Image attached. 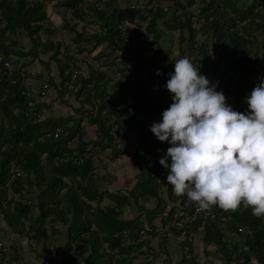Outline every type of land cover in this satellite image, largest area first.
<instances>
[{"label": "trees", "instance_id": "trees-1", "mask_svg": "<svg viewBox=\"0 0 264 264\" xmlns=\"http://www.w3.org/2000/svg\"><path fill=\"white\" fill-rule=\"evenodd\" d=\"M83 1L0 0V55L3 58L16 59L21 63L17 69L10 71V76L8 70L0 65V217L9 228L8 234L22 236L33 233L32 238L41 240L47 237L44 226L47 218L56 215V218L67 224L68 214L71 212V222L68 226L69 242L64 251L65 263L78 264L70 251V246L73 241H80L90 250L85 256L84 264H112L114 252L129 255L135 249H133L134 245L138 246L136 248H139V252H142V246H145L147 251L151 249L149 240L144 242L143 235L140 236L142 215L152 226V219L161 214L163 215L162 225H169L175 219L174 215L179 207L187 209L185 204L188 197L186 194L173 195V186L168 184V198L178 200L181 205H171L168 211H165L168 202L162 199L160 194L161 173L157 166L159 161L155 160L153 153V150H159V147L152 139L158 138L148 127L152 118L149 116L150 111H142L145 110L146 105L140 108L134 102L130 108H133L138 115L149 116V123L134 120L126 110L127 108L121 110L120 106L118 110L112 106V109L102 117L100 114L104 105H98L97 113L93 114L94 116H87L91 123L97 125L99 136L94 141V145H103L105 140L112 141L110 121L113 118L111 117L116 118L121 112L128 113L125 125L129 129H136L140 135V147L132 154L139 172L134 187L127 192V195L107 190L99 192L96 177H94L93 157L87 149V146L93 143L83 140L85 132L81 126L82 117H74L78 119L73 121L64 117L56 119L39 117V112H42L40 108L36 105L28 106V98L22 94L25 87L22 80L26 74L24 69L26 63L22 60L23 57L31 55L35 59L40 53L45 55L51 51L58 63V71L62 79L57 88L60 94H64L63 92L68 89L74 91L82 79L78 69L76 70L79 73L75 79H72V72H66L71 66L62 64L64 60L61 57L58 58L61 56L62 42L42 40L40 37L42 24L48 19L45 3L55 2V7L69 10L72 19L75 20L73 24L82 21V28L89 23H100L102 29L92 36L85 33L82 28L77 31L69 20L64 23L63 26L66 29L74 32L71 40L77 44L79 51H83L87 45L96 47L102 41H106L108 47L112 45V48H127L133 50L134 53L148 50L151 40L155 43L159 42L160 32L156 31V22L159 18L163 19L165 26L178 30L181 35L186 30L189 40L188 49H192L195 46L193 43L196 33L193 18L204 17L205 21L199 30L206 34L213 30V42L218 45L214 49L217 56L214 65L215 68L221 70V80L217 91H223L229 105L231 100L234 102V110L245 112L248 110V104L243 105L240 102L251 92L248 83L250 82L249 77L256 73V62L250 63L251 59L247 58L238 59L226 49L232 46L236 51L252 52L251 45L255 38L252 37L251 30L261 27L264 32V26L258 22V20H264V0H253L245 8L237 5L235 0H209V3L202 6L205 0H149L146 4L125 6H120L115 0H94L88 1L86 11L81 7ZM225 3L230 6L229 10L235 14L234 17H225L224 12L228 8ZM198 5L200 8L196 11ZM91 16L93 21L89 20ZM165 17L169 20L164 19ZM222 17L225 22L220 20ZM146 20L145 30L148 31V28L152 30V36L149 38L148 35L143 41L139 40L143 44V49L133 47L132 39L136 33H132L131 24H137L138 27L139 21ZM243 21L246 24L241 27L240 32L238 23ZM121 25L125 28L123 37L120 32ZM20 31L27 33L31 39L32 47L27 51L18 50L15 39H9L10 35L15 37ZM183 37L181 36V39ZM7 39L9 43H5ZM127 39L128 41L125 42ZM201 48L199 52L206 60L209 52L207 43H203ZM157 58L158 55L153 58V61ZM199 63H204L203 71L206 72L207 67L210 66L209 62L201 60ZM220 65H224L225 70L222 71ZM21 68L22 72H20ZM169 70H171L170 66L164 70L161 68V73ZM169 78L168 76L167 80ZM12 79L16 81L12 82ZM170 104L171 101L167 108ZM151 108L152 106L147 110ZM56 133H58L57 136H55ZM71 142H74L75 147H70ZM165 146L167 142H161L163 151L161 157L167 152ZM121 154L120 151L114 153L112 159H116ZM168 171V169L165 170L166 178ZM64 188L66 191L60 197L59 192ZM9 190L18 195V199L7 200L6 194ZM27 195L33 196L27 200L25 198ZM33 198L36 200L35 204L37 203L38 209L36 217L31 211L34 204ZM103 198L112 200L114 205L102 207L100 202ZM130 198L139 208V213L132 219H124L121 214L123 207L130 204ZM148 198H155L156 205L149 207L139 203L140 199ZM93 202L95 205H92ZM61 204H64L65 210L62 209ZM220 210H223L224 215L229 217L224 230L215 223L197 219L191 225L193 232L203 227L204 241L215 243L226 262L243 259L241 264H250L251 258L254 257L259 264H264V217L253 215L251 207H246L244 210L238 209L232 213L222 207ZM26 220L29 221L30 226L24 223ZM241 226L244 232L239 231ZM170 229L173 230L172 227ZM229 233L242 235L247 250L239 251L237 243H233L232 247L226 244L224 241L229 238ZM127 240L129 244L125 245ZM104 244H107L110 250L107 257L101 255L100 252ZM189 245L192 246L190 243ZM165 256L167 262L171 260L170 256ZM193 260L192 254L187 263L190 264ZM121 261L124 262L125 259ZM174 262L180 264L182 260Z\"/></svg>", "mask_w": 264, "mask_h": 264}, {"label": "clouds", "instance_id": "clouds-1", "mask_svg": "<svg viewBox=\"0 0 264 264\" xmlns=\"http://www.w3.org/2000/svg\"><path fill=\"white\" fill-rule=\"evenodd\" d=\"M168 75L173 102L150 126L170 144L159 161L169 170L168 184L202 210L243 204L264 216V77L245 97L248 110L240 112L189 56L175 60Z\"/></svg>", "mask_w": 264, "mask_h": 264}, {"label": "rangeland", "instance_id": "rangeland-1", "mask_svg": "<svg viewBox=\"0 0 264 264\" xmlns=\"http://www.w3.org/2000/svg\"><path fill=\"white\" fill-rule=\"evenodd\" d=\"M102 1H107V0H102ZM115 1L120 6H125L127 4H131V5L132 4H141V3L146 4L149 0H115ZM235 1H237V5H239V6L243 5L244 2L246 1V2H248V4H247V7H248L252 3L253 0H235ZM54 3L55 2L45 3V8L47 10L46 14L48 15L47 16L48 19H46L44 24H42V30L40 31V37L42 40H47V39L53 40V41H56V40L59 41L60 40V42H62V44H64V46L67 44H74L73 42H71V37L74 35V32L66 29L63 25L66 21L69 20L72 22V25H74L73 27H75L77 29V31H80L82 26H83L82 25L83 23L81 21V22H76L75 24H73V22H75V20L72 19L70 11L67 10L66 8H57L54 6ZM87 3H88V1H86V0L84 1V3H81V7L84 9V11H86V8L88 7L86 5ZM116 3H114V4H116ZM225 6H227V4ZM227 7L228 8L224 12L225 17L226 18L227 17L228 18L234 17L235 14L231 10H229L230 6H227ZM169 14H170V12H169ZM169 14L167 16H169ZM92 19H93V17L91 16V18H89V20H92ZM164 19L169 20V18H166V17ZM162 20H163L162 18H159L157 20L156 31H158V33L160 32L161 35H163L165 39L162 38L161 42H157V43H155L154 40H151L152 43L150 42V46H149L150 48H148V49L150 50V53H156V49H158V48L162 52L161 54H159V55H161V58L158 59L159 56L157 58L158 59L157 61H159V65H160V67H159L160 71H161V68L165 69L166 65H169L170 69H171L169 71H166L163 74L161 73V75H160L161 80L154 82L155 84H158L159 87L161 88V89H158V91L160 93L158 92L157 97L161 98L160 103L164 105V104L169 103L170 100H172L173 94H171L169 92V90L165 87V85L167 82V77L169 76L168 74L170 72L174 71V61L183 57V56H189L193 62H195V60H196V62L194 63L196 67L202 68L204 63L202 64L199 62L201 60H203V62H209V65L211 63V65L209 67L213 68V67H215V65H214L215 60H213L214 59L213 57L216 56V54L214 53V49L218 45L215 42H213V40H214L212 38L213 30H210L209 33H207V34L203 33L201 30H199V27L205 21L204 17H197L196 16L193 18V23H194L196 33L194 36V43H193V46L194 45L195 46L192 49H188L189 40L187 39L188 33L186 32V30H185V33H182V35H181V34H179L178 30H174L171 27L165 26L164 23L162 22ZM220 20H222V22H225V19L223 20V17L220 18ZM146 24H147V20L146 21H139L138 27H137V24H131V26L133 27V29L131 28L133 31L132 33H136V34H134V37L132 39L133 47H138L137 45L139 43H141L139 40L143 41L145 39V36L149 35L148 36L149 38L152 36V30H150L149 28H148V31L145 30ZM121 27H124V26L121 25L120 30H121ZM82 29L89 36H92V35H94V33H99L100 29H102V28L100 27V23L98 24L97 22H94L91 24L89 23L87 26H85ZM238 30L240 32L242 31L241 28H239ZM251 33H252V36L255 37L254 42L251 45V47H252L251 53H252V55H254L253 53L255 51L256 52H255V56L251 57L250 58L251 60H249V61H250V63L256 62L257 65L255 64V66L257 67V69H256V73L254 75H251L249 77V79H250V81H254L255 84L253 87H255L257 85V83H259L258 78L264 77V32L261 29V27H258V28L255 27L254 30H251ZM124 34L125 33L123 32V35H121V36L123 37ZM181 36H184L185 39H184V37L181 39ZM9 39H12V40L15 39L14 41L17 42L16 47L18 50L22 49L23 51H27L32 47L31 39L27 35V33H25V32L20 31L19 34L17 33V35L15 37L10 35ZM9 39H7L5 43H9ZM203 43H207V49L209 51L208 57L206 58V60H204V58H202V54H200V52H199V50L202 49L201 47H202ZM88 46L92 47V45H88ZM154 55L151 54L152 62H153V58L157 57V55L156 56H154ZM69 58H71L70 55L67 54V56H65L64 53H62L61 59L69 61ZM109 59H111V56H109ZM139 59H141V58H139ZM247 59H249V58H247ZM75 62L76 61H73L71 59L70 65L74 64ZM154 62H155V60H154ZM66 63H68V62H66ZM128 63H129V65H131V68H129V69H132L135 67V64L133 62H126V64H128ZM153 64H155V63H153ZM209 67H207V69H206L207 70L205 72L206 74L209 73L208 72L210 70ZM220 67H221L222 71L225 70L224 65H220ZM204 68H205V66L201 69V72H203ZM115 74L119 76V73H115ZM116 75H115V77H117ZM72 79H75V78H72ZM148 90H150V89H148ZM135 93H137V91H135ZM166 94H168V95H166ZM68 98L69 97L67 96L66 99H68ZM154 102L150 101V103H154ZM240 103L244 105L247 102L245 99H242ZM113 104H115V103H113ZM230 105L233 107L234 102L231 101ZM40 111H42V112L41 113L39 112V114H38L39 117H43L46 115L45 109H40ZM59 114H60V112H59ZM160 116H161V114H160ZM146 129L148 130V128H146ZM98 136L99 135H98V130H97V137ZM83 140L85 141V135H84ZM155 140H154V138L152 139V141H155ZM92 142H93V140H92ZM105 142L106 143H104V144L109 147L110 142L107 140H105ZM138 142H139V140H138ZM155 144L159 147V150H155V151L153 150V153L155 155L154 158H155V160L160 161L161 155L163 153V151L161 150V142L156 141ZM167 144L170 145L169 143H167ZM136 149L133 148L132 151L135 152ZM165 149H167L166 146H165ZM118 151L121 152L122 150H118ZM118 151H115L114 149H111V148L109 149V152L112 155H114V153H116ZM104 153H105L103 155L104 158H102V160L107 162L105 155L106 156H108V155H107V152H104ZM127 156H130V155H128V153H126V155L124 157L126 158ZM130 158H131V156H130ZM93 159H94V157H93ZM116 163H118V162H116ZM110 164H111L110 162H107L106 165L103 164V168H102V166H100L99 169H98V167H95V165H94V167H95L94 177H96V182H97V180H99V178L101 176H104V175L107 176L105 178L106 180L107 179L110 180V178H109V176H110L109 170L110 169H108ZM157 166L160 169V173H161L160 175L162 178V179H160V182L162 181L161 186H160V194H161L162 199H164L165 201L168 202L167 203L168 205L165 208V211L167 212L168 208L171 205L179 206V205H181V202H179L178 200L175 201V199L168 198V194H167L168 181H167L166 172H165L166 169L163 165L160 164V162H157ZM124 167H125L124 164H120V167H118L119 168L118 174H121V176H123V177H129V175H131V174L127 172V175H125L124 169H123ZM106 180L104 182H102L101 184H99V186H100L99 188L104 189V188H107V186H108L111 189V191H115L117 193L119 192L120 194L127 195V192L123 193L122 189H121L122 186H125V182L123 179H122L123 183H118V184L115 183L114 184L116 187L112 183H110V185H107ZM118 181L120 182V178ZM110 182H112V181H110ZM99 188H98V190H99ZM115 189H117V190H115ZM65 191H66V188L62 189L59 192L60 197L63 195V193ZM35 192H36V190H35ZM172 193L174 195V192H172ZM31 196H33V195H31ZM31 196L27 195V196H25V198L28 200V198H32ZM11 198L18 199V195L13 194L12 190H9V191H7L6 199L9 200ZM24 201H26V200L24 199ZM35 202H36V200H34V198H33L34 204L32 205L31 211H32L34 217H36V215H38L37 203L35 204ZM156 202H157V200L155 198H148L146 201L142 200V199L139 200L140 204H144V206L146 205L149 207L155 206ZM188 202H191V199H189ZM61 205H62V209L65 210L66 207L64 206V204H61ZM92 205H95V202H93ZM100 205L102 207H106L107 205H114V202L107 199V198H103V200L100 202ZM226 210L228 212L230 209L229 210L226 209ZM32 213H30V215ZM138 213H139V208L135 205L133 200L130 198V204L123 207L121 217L124 219H132L133 217L137 216ZM229 213H232V212L230 211ZM68 217H69V220L67 221V224H64L63 222H61V220L56 218V215H53V216L47 218L45 220V224H44L46 232H47V237H46V239H41V240H38L34 237L32 238L33 233L22 235L21 238L13 237L11 234H8L9 228H7V230H5V224L6 223L0 217V227L3 226L2 230L4 232V243H5L6 247H7V244L9 243L8 247H9V249H11V252L9 251V253H11L10 254L11 263L14 261V264H49V263L50 264H66L64 251L67 247V243L69 242L68 226L70 225V222H71V219H70L71 212H69ZM162 217H163V215H161V214L155 216L151 221V223H152V226H151L150 224L147 223L145 216L142 215L140 217V222L142 223V228L144 229V225H146L149 228H151V230H150L151 234H152V232H154L156 234V232L159 231L157 229V227L160 224H162V222H161ZM28 222L29 221L26 220L24 223H27V225H29ZM222 226H223L222 224L219 225L220 229H222ZM204 232H205L204 229L198 228L197 232L195 233L194 241H195V244L198 246H195V248L192 247L189 251V253L191 255L194 253V260L190 264H241L243 262V259L232 260L230 262H226L224 257L222 255H220L219 247H217L216 245H215L216 247L212 246V245H210V243L204 241V239H203ZM5 233H6V237H5ZM140 236L142 237V235H140ZM241 237H242V235L235 234V233L230 234V236H229V238H233V240H235V241L240 240ZM6 238H7V240H6ZM142 238L144 239V240L142 239L144 242L148 241L146 238H144V236ZM5 240L7 241V244H6ZM21 241H23V242H21ZM176 241L177 240H174L172 238L166 239L163 236H161V239L154 237L153 241H148L149 244L151 245L150 246L151 249H149L148 251L146 250L145 246H142L141 247L142 252H139V248L138 249L136 248L137 245H134L133 249L134 248L135 249L129 255L114 252L112 254L113 255L112 264H169V263L172 264L175 261V259H177L180 262L184 256V253L180 252V249H178L179 247H178V244ZM124 244L125 245L129 244V240H127ZM21 247H22V252H18V249L20 250ZM70 251L74 255L73 257L77 259L78 264H84L85 263V256L89 253L90 250H89L88 246L83 244L82 242L73 241L71 243V246H70ZM14 252H16V254ZM100 252H101V255H103L104 257H107L108 253L110 252V250L107 247V244H104L102 246ZM165 255L170 256L171 260H169L167 262V260L165 259V257H166ZM6 256L8 258V250H7ZM43 258L47 262H45ZM122 259H125V261L122 262L121 261ZM7 264H9V261H7Z\"/></svg>", "mask_w": 264, "mask_h": 264}, {"label": "crops", "instance_id": "crops-1", "mask_svg": "<svg viewBox=\"0 0 264 264\" xmlns=\"http://www.w3.org/2000/svg\"><path fill=\"white\" fill-rule=\"evenodd\" d=\"M247 4L248 2L245 1L244 4L240 6L245 8L247 7ZM159 38H160L159 42H161V39L164 38V36H162L160 33ZM71 42L73 41L71 40ZM62 53H64L65 56H67V54L71 56V58H69V61L64 60L62 64L64 63L65 65L66 64L70 65L71 59L73 61H76L74 64L70 65L71 68L66 72L67 73L72 72L73 69L79 70L80 77L83 79V81L82 79L80 80V83L78 84V88H75L74 91H72L68 89L69 88L68 86L67 89L69 91L66 90L65 92H63L64 94H60L58 92L57 88L59 84L62 82L61 81L62 79L61 76L59 75L58 63L56 59L52 56L53 53L51 51L45 55L40 53L39 57L35 59H33L31 55L22 58V60L26 63V65L24 66L26 74L25 77L23 76L24 78L22 80V83L24 84V86L34 85L39 88H44L47 90L46 91L47 94L45 96L34 97V102L36 103L35 105L40 109H45L46 111L45 112L46 115L43 117H48L53 119L64 117V118L72 119L70 121H73L74 119H78L74 117L83 118L81 122V126L83 127V131L85 132V141L93 140L92 142L93 144H89L87 146L88 151L91 153L92 157H94V159L92 158L94 161L93 164L95 165V167H98L99 169L100 166H102L103 168V164L106 165L107 162L111 163L108 168L110 169L109 170L110 180L108 179L106 180L105 178L107 176L105 175L101 176L99 180H97L96 183L97 187L99 188L100 187L99 184H101L105 180L107 185H110V183L114 185L115 183L116 184L123 183L122 181L123 179L125 182V186H122L121 188L122 192L123 193L128 192L131 188L134 187L137 181V174L139 172L132 158L133 157L132 154L134 152L132 150L133 148L136 149L140 147L139 145L140 142H138V140H140V135L138 134L136 129H129L127 126L125 128L123 127L122 141H123L124 149L121 151L122 154L120 156H118L116 159H112L113 155L110 154L109 149L110 148L114 149V148L111 145H109V147L106 146L104 144L106 143L105 141L103 142V145H98V144L94 145V141L98 139L97 125L95 123H91L90 120L87 118V116L97 113L98 105L99 106L104 105L102 107V111L100 114L103 117L108 111L112 109V106L114 107L115 105H118L121 107V110H123L122 108H127L126 110H128V109H133L130 107H132L131 105L135 102L136 105L140 106V108L141 106L146 105L144 107L145 110L142 111L143 112L150 111L151 115L149 116L150 117L152 116L150 124H153V122L156 121H160L162 119L163 110H165L167 108V105L170 103L169 102L164 105L160 103L161 98L157 96L159 92L158 89L161 88L159 87L158 84L154 83L155 81L161 80L160 78L161 74L157 75V70H159L160 67L159 61L157 60L161 58V55L159 54H161L162 52L156 49V53H150L149 49L148 50L145 49L144 51H138L137 53H134L133 50L127 48L125 49L112 48V45L108 47L106 41H102L101 44L97 45V47L95 48L93 47V45L92 47H89L88 45L85 46L83 51L78 50L76 43L67 44L65 46L62 44V46L60 47V55H62ZM151 54L152 55L155 54L154 56L158 55L159 58L155 60V62L154 61L152 62ZM109 56H111V59H109ZM252 56H255V54ZM60 57L61 56H58V58ZM213 58H214L213 60H216L217 56ZM126 62H133L135 64V67L129 69L131 68V65H129V63L126 64ZM168 67L169 65H166L165 69H167ZM213 68L209 67L210 70L208 71L209 72L208 74H206L204 71L202 73L206 74L208 77L211 71L213 70ZM115 73H119V76L116 75ZM115 75L117 77H115ZM254 84H255L254 81H250L248 83V86L251 89V91L254 88L253 87ZM135 91H137V93H135ZM67 96L69 97L68 99H66ZM150 101L153 102L155 101L154 102L155 104L150 103ZM149 106L150 107L152 106L151 110H147L148 108H150ZM121 113H125V112H121ZM111 118L114 119L115 117H111ZM70 147H75V144L71 142ZM168 147H170V145L167 144L166 148ZM114 150L118 151L116 149ZM104 152H107L108 155V156L105 155L107 162L102 160V158H104L103 156L105 154ZM126 153H128V155H130L131 158L130 156H127L125 158L124 156L126 155ZM120 164L125 165V167L123 168L124 174L127 175V172L130 173L131 175H129V177H123L121 176V174H118V170H119L118 167H120ZM119 178H120V182L118 181ZM104 190L117 193L115 191H111V189L108 186L107 188L104 189L99 188V192ZM146 200L147 199H145V201ZM186 200L187 201L185 207L188 208L190 205L188 202L189 198H187ZM246 207L248 206H244L242 204L240 207H238L235 210L228 209L229 210L228 212L230 211L234 212L238 209L244 210ZM7 228L8 227L5 225V230H7ZM200 228L203 229V227ZM222 228L224 230L225 226L223 225ZM240 228L244 230L242 226ZM196 232H194V236ZM230 234L231 233H229V235ZM11 235L15 238L22 237L20 235H13V234ZM227 239L229 240V242L227 241L224 242H226V244L228 245H231L230 247H232L233 243H237V246L239 247V251L247 250V246L243 242L244 240L242 237L240 240H236V241L233 240V238L230 239L227 238ZM6 240L5 242L7 244ZM8 244H7L8 261L9 264H14V261L12 263L10 261L11 253H9V251L11 252V249H9ZM210 245L215 246V243H210ZM195 246L198 245H196L194 241L190 249L192 247L195 248ZM18 252H22V247L20 248V250L18 249ZM14 253L16 254V252ZM44 261L47 262L45 259ZM250 264H259V263L256 258L252 257Z\"/></svg>", "mask_w": 264, "mask_h": 264}, {"label": "built area", "instance_id": "built-area-1", "mask_svg": "<svg viewBox=\"0 0 264 264\" xmlns=\"http://www.w3.org/2000/svg\"><path fill=\"white\" fill-rule=\"evenodd\" d=\"M84 1L82 3H84ZM86 1H94V0H86ZM207 3H209V0H205L201 4V6ZM199 8L200 7L198 5L197 11H199ZM164 10H167V9L164 8ZM258 21L264 26V20H258ZM245 24H246L245 21L239 22L238 29L244 26ZM123 30H124L123 28L122 30H120L121 35H123V32H124ZM127 41L128 39L125 42ZM137 46L138 48H142L143 44L139 43ZM226 51L228 53L234 54L236 58L238 59L253 57L251 52L246 53L241 50L236 51L232 46L227 47ZM20 64L21 63H19L17 60L3 58L0 55V65H2V67L8 70L9 76H10V71L17 69L20 66ZM22 71L23 70L21 68L20 72ZM77 73H79L78 70L74 69L72 71L71 76L73 78H76ZM208 79L212 82V84L216 85V90H217L219 83H220V79H221V70L218 68H214L209 74ZM11 81L15 82L16 80L12 79ZM46 91L47 90L44 88H39L34 85H26L22 91V94L28 98V106H34L36 104L34 102V97H43L47 94ZM172 102L173 101L171 100V103ZM114 109L118 110L120 109V107L117 105V106H114ZM128 113L134 117H137L136 116L137 114L133 109H128ZM121 120L122 121L125 120L123 116L121 117ZM112 130H113V133H116L118 130V125L115 124ZM215 210H218L217 206H212L208 210H202L198 207V203H195V204L193 203L190 206V209L188 211H186L183 207H179L175 212V215H174L175 219L171 222V224L166 225V226L165 225L163 226L162 224H160L158 227L156 226L159 231L156 232V234L154 233V235L151 234V231H150L151 228L144 225V229L140 230V234L143 235L144 238H146L149 241H153L154 237L161 239V236H163L166 239L172 238L174 240H177L176 242L179 247L178 249H180V252L184 253L182 262L180 264H188L187 260H189L192 257V255L189 253L190 251L189 243L193 245V242H194V233L190 227V224L193 221H196L197 219H200L202 221H208L210 223H215V224L218 222V220L220 223H223V224L226 223L227 217L224 216L223 213L220 211L216 213ZM170 227H172L173 230H171ZM6 251L7 249L4 244V240H3V230L0 227V264H6V261H7ZM175 261H177V259H175ZM173 264H175V262H173Z\"/></svg>", "mask_w": 264, "mask_h": 264}, {"label": "bare ground", "instance_id": "bare-ground-1", "mask_svg": "<svg viewBox=\"0 0 264 264\" xmlns=\"http://www.w3.org/2000/svg\"><path fill=\"white\" fill-rule=\"evenodd\" d=\"M122 28L124 29L123 31H125V28L124 27H121V30H122ZM13 60H16V59H13ZM221 80V79H220ZM130 115V114H129ZM124 117V121H122L121 120V117ZM134 120H137V121H141V122H147V123H149V116H144V115H136L137 117H134V116H132V115H130ZM127 118H128V113H120L119 115H118V117H116L115 119H113L112 121H110V124H111V130H110V134L112 135V141H110V145L114 148V149H116V150H123L124 149V146H123V141H122V129H123V127H125L126 125V121H127ZM115 124H117L118 125V130H117V132L116 133H113V130H112V128H113V126L115 125ZM149 127V126H148ZM58 135V133H56V135L55 136H57ZM156 141H159L158 139H156L154 142L156 143ZM161 142V141H160ZM174 191V190H173ZM174 195H175V193H174ZM195 204V203H197V202H195V201H192L191 200V202H189V207L187 208L188 210L190 209V206L192 205V204ZM214 206H217V208H218V210H215V212L216 213H218L219 211L220 212H222L223 213V215H224V211L222 210H220V206H218V205H214ZM187 209H185L186 211H188ZM224 216H226V215H224ZM227 217V222H228V220H229V217L228 216H226ZM264 217V216H263ZM204 220V219H203ZM197 221V220H196ZM195 221H193L191 224H190V227H191V225L194 223ZM227 222L226 223H220L219 222V220H218V222L215 224V225H217V226H219V225H226L227 224ZM2 229V228H1ZM192 229V228H191ZM193 231V230H192ZM239 231L240 232H244V230L243 229H241V228H239ZM194 233V232H193ZM250 233V232H249ZM3 240H4V232H3ZM225 241H229L228 239H225ZM5 244V243H4ZM6 246V245H5ZM6 249H7V247H6ZM6 254H7V251H6ZM6 258H7V256H6ZM7 261H8V258H7ZM7 261H6V264H7Z\"/></svg>", "mask_w": 264, "mask_h": 264}]
</instances>
